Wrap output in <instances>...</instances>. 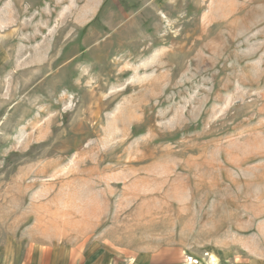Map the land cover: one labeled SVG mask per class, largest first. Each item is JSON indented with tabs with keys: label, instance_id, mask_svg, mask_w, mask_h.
<instances>
[{
	"label": "rangeland",
	"instance_id": "rangeland-1",
	"mask_svg": "<svg viewBox=\"0 0 264 264\" xmlns=\"http://www.w3.org/2000/svg\"><path fill=\"white\" fill-rule=\"evenodd\" d=\"M264 264V0H0V264Z\"/></svg>",
	"mask_w": 264,
	"mask_h": 264
},
{
	"label": "built area",
	"instance_id": "built-area-1",
	"mask_svg": "<svg viewBox=\"0 0 264 264\" xmlns=\"http://www.w3.org/2000/svg\"><path fill=\"white\" fill-rule=\"evenodd\" d=\"M189 262H192V264L194 263V259H192V258H189V260H188ZM195 262H197V261H195Z\"/></svg>",
	"mask_w": 264,
	"mask_h": 264
}]
</instances>
